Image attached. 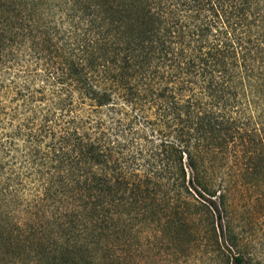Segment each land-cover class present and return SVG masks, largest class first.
<instances>
[{"label": "trees", "instance_id": "trees-1", "mask_svg": "<svg viewBox=\"0 0 264 264\" xmlns=\"http://www.w3.org/2000/svg\"><path fill=\"white\" fill-rule=\"evenodd\" d=\"M261 181L264 0H0V263L142 264Z\"/></svg>", "mask_w": 264, "mask_h": 264}, {"label": "rangeland", "instance_id": "rangeland-1", "mask_svg": "<svg viewBox=\"0 0 264 264\" xmlns=\"http://www.w3.org/2000/svg\"><path fill=\"white\" fill-rule=\"evenodd\" d=\"M214 222L216 233L177 227L167 235L168 244L155 248L146 245L142 264H227V257L228 264H234L233 256L239 253L245 258L244 264H264V181L243 185L233 209L221 218L215 216ZM216 237L225 255L210 244ZM2 252L0 248V259Z\"/></svg>", "mask_w": 264, "mask_h": 264}, {"label": "snow or ice", "instance_id": "snow-or-ice-1", "mask_svg": "<svg viewBox=\"0 0 264 264\" xmlns=\"http://www.w3.org/2000/svg\"><path fill=\"white\" fill-rule=\"evenodd\" d=\"M182 102V101H181Z\"/></svg>", "mask_w": 264, "mask_h": 264}]
</instances>
